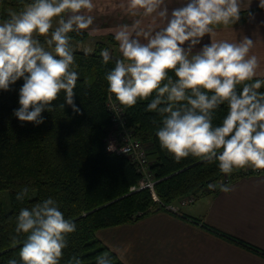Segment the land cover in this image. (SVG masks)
Here are the masks:
<instances>
[{
  "label": "clouds",
  "instance_id": "clouds-1",
  "mask_svg": "<svg viewBox=\"0 0 264 264\" xmlns=\"http://www.w3.org/2000/svg\"><path fill=\"white\" fill-rule=\"evenodd\" d=\"M242 0H183L169 11L165 0H127L131 16L165 21L158 29L121 24L114 32L121 57L105 73L108 91L122 105L132 106L151 96L146 110L161 117L155 135L160 146L179 160L190 154L217 162L224 174L251 167L264 169V73L257 71L259 59L249 54L254 40L244 35L237 41L213 39L201 43L214 26L234 25L241 16ZM264 6V0H259ZM94 0H29L18 12L0 22V90L7 91L18 79V105L13 115L19 121L39 125L42 111H50L61 91L73 112L75 70L74 47L69 33L88 29L94 17ZM53 18H56L54 26ZM39 35H44L41 42ZM187 42V45H185ZM200 45L193 52L194 46ZM102 62L112 56L100 50ZM256 77V78H254ZM154 93V95H153ZM221 105L227 108L219 124L213 119ZM113 144L108 145L112 150ZM228 193L226 183H209ZM27 188L17 193L24 199ZM15 230L25 233L19 260L7 264H60L68 234L76 224L65 218L59 202L47 197L30 208H21ZM65 264H82L73 255ZM95 264H113L101 253Z\"/></svg>",
  "mask_w": 264,
  "mask_h": 264
},
{
  "label": "trees",
  "instance_id": "trees-1",
  "mask_svg": "<svg viewBox=\"0 0 264 264\" xmlns=\"http://www.w3.org/2000/svg\"><path fill=\"white\" fill-rule=\"evenodd\" d=\"M27 2L29 0H0V18L8 19ZM69 35L74 47L75 70L79 73L74 87V102L81 109L79 113L73 112L67 104L61 107L64 102L61 91L52 101V109L42 111L41 124L22 122L12 113L19 107L18 89L23 81L18 79L9 90H0V264H7L13 257L19 260V250L26 237L25 233L15 230L20 209L30 208L47 197L56 199L65 218L76 224V230L67 236L68 245L62 249L60 264H65L73 255H79L82 264H95L96 257L105 252L110 254L113 264H125L100 241L96 231L135 222L150 211L163 209L147 188L129 191L139 174L127 157L107 151L103 143L110 126L105 107L108 92L105 73L121 56L111 53L112 59L105 64L100 50L110 49L108 44L114 46L117 41L108 34L105 38L108 42L97 40L91 51H85L78 48V42L88 33L79 30ZM150 99L151 96L138 99L135 105L123 106L134 135L151 147L148 150L153 155L150 154L153 157L150 168L158 179L154 188L162 202L173 203L183 195L219 188L210 189L209 183L228 184L243 175L259 173H244L241 168L224 174L216 161L208 162L191 154L174 159L160 146L155 135L161 117L155 111L146 110ZM226 111V106L221 105L213 123L219 124ZM260 172L264 173V169ZM224 177L228 180L224 181ZM25 187L24 199H17V193ZM2 192L9 203L7 210L3 206Z\"/></svg>",
  "mask_w": 264,
  "mask_h": 264
},
{
  "label": "crops",
  "instance_id": "crops-1",
  "mask_svg": "<svg viewBox=\"0 0 264 264\" xmlns=\"http://www.w3.org/2000/svg\"><path fill=\"white\" fill-rule=\"evenodd\" d=\"M94 2L96 6L89 14L94 19L99 16V22L96 24L93 19L92 25L84 29L89 34L107 32L114 36L119 25H131L138 18L142 20L141 26L156 29L165 23L160 18L154 21L139 14L129 15L125 12L127 0ZM165 2L171 11L181 6L183 0ZM109 8L115 18L104 15ZM244 35L254 40L249 54L257 55V71L264 73V6L259 5V0H242L240 19L234 25L214 26V33L202 37L201 43L213 39L237 41ZM115 47L119 53L118 42ZM199 48L196 45L192 51ZM228 185L232 187L228 193L220 188L198 192L194 201L180 206L181 214L153 210L135 222L100 228L96 236L125 264H264V173L246 174Z\"/></svg>",
  "mask_w": 264,
  "mask_h": 264
},
{
  "label": "built area",
  "instance_id": "built-area-1",
  "mask_svg": "<svg viewBox=\"0 0 264 264\" xmlns=\"http://www.w3.org/2000/svg\"><path fill=\"white\" fill-rule=\"evenodd\" d=\"M106 99L105 105L110 120V126L103 137L105 148L109 152L127 157L130 162L133 163L136 172L139 174L136 183L130 185L129 191L147 188L152 199L158 202L163 209L181 214L180 205L194 201L196 195L187 194L180 197L178 200L179 204L164 203L159 199L154 188L158 179L154 177L150 168L153 157L148 152L151 148L149 143L140 140L134 135L133 130L127 123L124 106L120 104L114 96L107 95ZM110 143L114 145L112 150L108 149ZM251 169L254 170V168ZM254 171L260 172L261 169H255ZM223 179L227 181L228 177H224Z\"/></svg>",
  "mask_w": 264,
  "mask_h": 264
},
{
  "label": "rangeland",
  "instance_id": "rangeland-1",
  "mask_svg": "<svg viewBox=\"0 0 264 264\" xmlns=\"http://www.w3.org/2000/svg\"><path fill=\"white\" fill-rule=\"evenodd\" d=\"M124 4H126V1H124L123 2ZM125 7V6H124ZM118 8L122 11V10H124V9H122V7L121 6H118ZM111 8H109V9H107V12H108V10H110ZM16 12H18V11H16ZM107 12H104L105 14L104 15H108V17L110 18V17H113V18H115L114 17V14H112V13H114V11H109L108 13ZM125 12H126V9H125ZM14 13V12H13ZM12 14V13H11ZM107 17V18H108ZM119 17V15L117 16V18ZM3 20H6V19H4V18H0V22H2ZM53 21H54V26H55V23H56V18H53ZM94 21L96 22V24L99 22V16H97V19H94ZM84 30V29H83ZM87 32V31H86ZM88 33V32H87ZM108 34H111V33H101V34H89L88 33V36L83 40V41H80V42H78V48L79 49H82V50H85V51H91L92 49H93V46H94V44H95V41H97V40H100V39H102V41H106V42H108V40L107 39H105L106 37H107V35ZM111 35H113V34H111ZM114 37V36H113ZM38 38H42V39H45V36L44 35H39V37ZM109 45V47H110V49H109V51H110V54L111 53H114L115 55H117V56H121V53L119 52H116V49H117V47H115L116 45H114L113 46V44L111 45V43H109L108 44ZM107 95H111V96H114V94H112V93H110L109 91L107 92ZM107 95H106V98H107ZM107 100V99H106ZM105 107H106V105H105ZM108 118H109V116H108ZM109 124H110V120H109ZM104 139V138H103ZM103 143H104V141H103ZM104 146H105V144H104ZM106 149V148H105ZM113 153V152H112ZM151 154V153H150ZM152 155V154H151ZM153 156V155H152ZM254 170H255V168H254ZM253 169H251L250 167H246V168H244V170H243V172L244 173H249L250 171H252V172H256V171H254ZM2 201H3V206H4V209H9V203H8V200H7V196H6V194H5V192H2ZM174 204H179V202L177 201V203H174ZM181 206V205H180ZM100 239H102V238H100ZM101 241V240H100ZM103 244H105L104 243V241H101ZM107 247H108V245L107 244H105ZM109 248V247H108ZM110 249V248H109ZM110 250H112V249H110ZM113 251V250H112Z\"/></svg>",
  "mask_w": 264,
  "mask_h": 264
}]
</instances>
